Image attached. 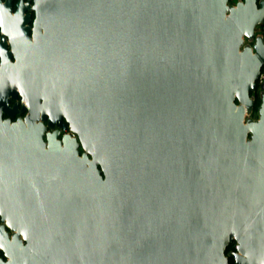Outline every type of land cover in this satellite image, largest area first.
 Returning a JSON list of instances; mask_svg holds the SVG:
<instances>
[{"label": "water", "instance_id": "1", "mask_svg": "<svg viewBox=\"0 0 264 264\" xmlns=\"http://www.w3.org/2000/svg\"><path fill=\"white\" fill-rule=\"evenodd\" d=\"M232 1L0 0L28 110L0 117V264H229L234 239L264 264V0Z\"/></svg>", "mask_w": 264, "mask_h": 264}, {"label": "flooded vegetation", "instance_id": "2", "mask_svg": "<svg viewBox=\"0 0 264 264\" xmlns=\"http://www.w3.org/2000/svg\"><path fill=\"white\" fill-rule=\"evenodd\" d=\"M30 1L31 4H33V0H24V2ZM5 0H2V3H4ZM19 0H11V8L13 9L12 13L16 12V6ZM35 18V12H32V20ZM9 51H12V45H10L9 38L7 35L4 37L2 36V31L0 29V70L2 69L3 64L10 63V62H16V58L14 54H12L11 58L7 59V53ZM1 74V72H0ZM1 76V75H0ZM2 78L0 77V82ZM4 80V79H3ZM0 117L3 122L7 121L8 119L13 122H17L18 120H26V115L28 113V110L23 111V96L18 94L16 97H13L12 95H3V97H0ZM45 124L48 123V121H44ZM46 131H54L53 129L47 128ZM60 138L65 134V131L62 129L60 132ZM8 183H1L0 186H6ZM12 192V190H10ZM9 192V193H10ZM2 190L0 189V202L4 201L3 203H0V211L5 209V205L7 204V201L11 199L12 201H15L14 194H10V196H7L3 194ZM13 193H15V189H13ZM0 226H6L5 222L2 221L0 217ZM5 232L9 234V238L13 235V232L9 230V228L5 227ZM26 243V242H25ZM239 245L238 241L236 239L232 240L227 244V247L225 248L224 255L228 259L229 264H236L237 257L235 256V253H240L237 246ZM0 257L4 258L3 253L0 252Z\"/></svg>", "mask_w": 264, "mask_h": 264}, {"label": "trees", "instance_id": "3", "mask_svg": "<svg viewBox=\"0 0 264 264\" xmlns=\"http://www.w3.org/2000/svg\"><path fill=\"white\" fill-rule=\"evenodd\" d=\"M238 0H233L232 3L236 4ZM258 106H259V101L256 102V104L254 105V108L251 111V118H254L255 115H257L258 113Z\"/></svg>", "mask_w": 264, "mask_h": 264}, {"label": "rangeland", "instance_id": "4", "mask_svg": "<svg viewBox=\"0 0 264 264\" xmlns=\"http://www.w3.org/2000/svg\"><path fill=\"white\" fill-rule=\"evenodd\" d=\"M249 117L251 118V114H247V118H249ZM251 119L257 120L258 119V115H255L254 118H251Z\"/></svg>", "mask_w": 264, "mask_h": 264}, {"label": "built area", "instance_id": "5", "mask_svg": "<svg viewBox=\"0 0 264 264\" xmlns=\"http://www.w3.org/2000/svg\"><path fill=\"white\" fill-rule=\"evenodd\" d=\"M261 74H262L261 75V81H263L264 80V70H263V72Z\"/></svg>", "mask_w": 264, "mask_h": 264}]
</instances>
